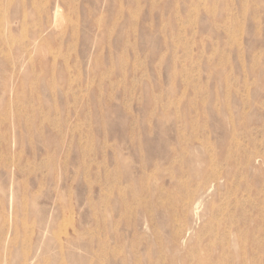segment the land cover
<instances>
[{
  "label": "rangeland",
  "instance_id": "rangeland-1",
  "mask_svg": "<svg viewBox=\"0 0 264 264\" xmlns=\"http://www.w3.org/2000/svg\"><path fill=\"white\" fill-rule=\"evenodd\" d=\"M0 264H264V0H0Z\"/></svg>",
  "mask_w": 264,
  "mask_h": 264
}]
</instances>
